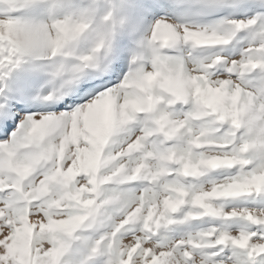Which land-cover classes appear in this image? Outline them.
Instances as JSON below:
<instances>
[{
    "label": "snow or ice",
    "instance_id": "1",
    "mask_svg": "<svg viewBox=\"0 0 264 264\" xmlns=\"http://www.w3.org/2000/svg\"><path fill=\"white\" fill-rule=\"evenodd\" d=\"M226 6L229 0H202L208 13ZM256 23L199 27L161 18L148 39V60L134 56L138 66L121 84L71 111L17 116L0 103V120H20L0 141V264H61L69 238L109 209L118 215L92 251L107 241L110 264H264V204L229 206L233 198L264 193V78H250L264 73V42L239 56L222 54L239 30ZM90 30L95 46L78 57L75 72L100 69L98 53L112 50L111 12L99 22L93 7L39 22L0 16V72L7 75L29 57L73 56ZM179 45L192 52L222 47L204 59L168 55ZM63 70L54 67L53 76ZM133 121L138 130L113 149L112 137ZM217 170L220 178L212 175ZM204 220L207 227L174 235ZM240 221L246 227L230 226Z\"/></svg>",
    "mask_w": 264,
    "mask_h": 264
},
{
    "label": "rangeland",
    "instance_id": "2",
    "mask_svg": "<svg viewBox=\"0 0 264 264\" xmlns=\"http://www.w3.org/2000/svg\"><path fill=\"white\" fill-rule=\"evenodd\" d=\"M132 0H67L65 6H52L53 0H42L48 7L40 8H20L10 9L8 5L0 3V16H8L14 19H21L31 22L47 21L52 17L62 18L65 15H75L79 11L93 7L96 9V21L99 22L103 16L111 12L113 20L116 23V35L112 42V50L106 52L101 50L98 56L101 60V68L91 66L83 67L81 71L75 72L73 69L81 64L78 59L81 55L91 54L95 46L97 36L93 30L85 33L84 37L75 46V54L70 57H56L53 59H43L29 57L21 62L19 66L12 69L7 75L0 72L3 79L0 80V103L7 101L12 112L16 113L23 109V115L34 113H60L71 111L77 105L84 104L87 100L96 96L107 89H111L122 83L129 74L132 67L133 57L142 55L145 61L151 56V47L148 45L151 30L154 23L161 18L168 22L179 24H190L199 27H210L220 24L226 20H247L255 18L257 23L247 29L239 30L226 46L223 55H241L245 49L258 47L264 42V0H229V6L224 7L214 13L206 12L202 7V0H146L140 1L139 5L143 8L141 15L150 19L149 25L140 24L136 29L131 21L128 20L130 12L129 5ZM158 4L160 6H158ZM163 4V5H162ZM159 8V9H158ZM181 9H189L191 12H204L206 15H198L196 18H188L181 14ZM198 10V11H197ZM208 14H216L213 20H207ZM183 15V16H182ZM200 17V18H199ZM112 20L108 24H112ZM227 27V25H225ZM143 42V43H141ZM222 46H215L212 49L199 48L192 52L190 46L179 45L168 52L173 58H187L189 52L200 59L210 56L213 52L220 51ZM126 49L124 52L123 50ZM128 49V50H127ZM125 55L126 59H124ZM124 61V62H123ZM63 64L64 70L59 76H53L54 67ZM253 82L264 78V73L260 70L251 74ZM40 83L37 91L28 97L27 89L21 86L23 81L36 80ZM72 80L73 83L66 84V81ZM97 86L91 94L81 100L74 99L76 92L82 91L89 85ZM56 90H62L64 95H60ZM54 94L51 101L43 98ZM76 104L75 107L71 105ZM17 105L19 107H17ZM70 106V109H69ZM180 110V105L177 106ZM18 116V115H17ZM9 134L0 141L8 139L15 131L20 120L13 118L8 120ZM13 124V125H12ZM15 126V128H14ZM139 125L136 121L130 123L122 131L117 132L112 137L111 147L118 149L120 142L128 135L137 131ZM235 172V169H232ZM227 174V173H223ZM220 178L222 170H217L212 174ZM264 204V193H250L246 197L233 198L229 206L235 207H256ZM118 213L114 209H109L92 227H83L78 230L73 237L69 238V247L67 252L61 258V264H110L114 259L113 251L109 248L108 242L100 244L99 250L92 251L97 246V242L109 232ZM218 223V221H215ZM207 227L208 221H196L191 226H180L174 235H181L191 229ZM246 227L244 221L239 223L232 222L230 226Z\"/></svg>",
    "mask_w": 264,
    "mask_h": 264
},
{
    "label": "bare ground",
    "instance_id": "3",
    "mask_svg": "<svg viewBox=\"0 0 264 264\" xmlns=\"http://www.w3.org/2000/svg\"><path fill=\"white\" fill-rule=\"evenodd\" d=\"M140 1H142V0H132L131 3H130V5H129L130 12L128 14L129 15L128 16V20L131 21L132 24H134L133 27L136 28V29L139 27L140 24L146 25V27H147L149 25V23H150V19L144 18L141 15V12H142L143 8H145V7H143L142 5L141 6L139 5V2ZM143 1H146V0H143ZM158 6H160V5L158 4ZM181 14H183L185 17H188V18H196V19H197L198 15H201V14L202 15H206V13H204V12H191L189 9H181ZM215 15L216 14H211V15L208 14L207 15V18L208 19L207 20H213L215 18ZM125 50L126 49H124L123 52ZM123 56H124V59H126V57H125L124 54H123ZM21 86H25L26 87L28 97H31L35 93V91L38 90V88L40 86V83L37 81V79L36 80H29V81H23L21 83ZM96 87L97 86L95 84L94 85L87 86L82 91L76 92L74 99H76V101L77 100H81L82 98H84V97L88 96L89 94H91L92 91ZM75 106H76V104L71 105V107H75ZM69 109H70V106H69ZM17 115L18 116H22V113L18 111L17 112ZM9 125H10L9 124V121H2V120H0V130L4 129L5 127L8 128L7 134H4L2 131H0V139L5 138V137L8 136V134H9V127H10ZM14 128H15V126H14Z\"/></svg>",
    "mask_w": 264,
    "mask_h": 264
}]
</instances>
